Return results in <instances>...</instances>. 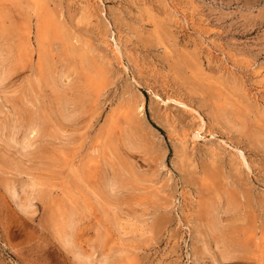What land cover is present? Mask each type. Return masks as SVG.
Listing matches in <instances>:
<instances>
[{
  "label": "rangeland",
  "instance_id": "rangeland-1",
  "mask_svg": "<svg viewBox=\"0 0 264 264\" xmlns=\"http://www.w3.org/2000/svg\"><path fill=\"white\" fill-rule=\"evenodd\" d=\"M0 13L31 32L0 120L43 123L21 146L0 140V264H264V0H0ZM45 21L67 40L49 54ZM61 65L55 91L45 76ZM220 236L239 243L228 259Z\"/></svg>",
  "mask_w": 264,
  "mask_h": 264
},
{
  "label": "bare ground",
  "instance_id": "bare-ground-1",
  "mask_svg": "<svg viewBox=\"0 0 264 264\" xmlns=\"http://www.w3.org/2000/svg\"><path fill=\"white\" fill-rule=\"evenodd\" d=\"M40 13H42L41 10H40ZM0 14H2V13H0ZM3 19H4V17H2V15H0V83H2L4 80H6L11 75L14 65L21 58V51L24 50V49H27L29 47V45H30V43H29L30 42V34H31L30 30H27V32L25 33V36L23 38L21 33L17 32V30H15L13 28H8V26H6L4 24ZM51 27L52 26H51L50 22H46L45 21V22H43V24L41 25V28H40L39 45H40V48L42 49L41 52H44V54L45 53L49 54V52H51L53 50V47H55V44H59L62 48H64L66 46L67 40L65 42L63 37H61L60 35H57V34L51 35ZM21 39H22V41H21ZM23 42H24V45L22 44ZM23 46H24V48H23ZM58 48H59V46L57 47V49ZM46 50H48V52ZM64 62H65V60H64ZM55 63L57 64L58 62L55 61ZM65 65H61V67H56V68H53V66H52V68L48 67V69H51L50 71H52V72L50 74H48V76H45V77H47V78H45V80L49 81V84L51 86H53L54 88H56L55 91H57V89L67 88L68 87V83H63L62 82V76L64 74H66V72H68V68L66 67L68 64L66 66ZM75 72H76V70H75ZM83 81H87V80H83ZM80 82L81 81H79V83ZM70 85H69V87H70ZM153 95L155 97H158V99L160 101L165 103V100L160 98V96H157L156 93H154ZM167 100L168 101L169 100L172 101L174 99H172L170 97H167ZM175 101L177 103L183 104L182 101H179V100H175ZM163 103H162V105H163ZM60 106H61V114H62L61 116H63V118L70 119V118H73L75 115H77L76 114L77 110L74 107L71 106V100L70 99L65 98V100H63L61 102ZM135 109H136V111L141 113V111H142V103H138L136 105ZM227 113L232 118H234L235 120H240V114L238 113L237 110H235L233 108H229V109H227ZM200 123H201L200 126L195 131V135L196 136H198L199 131L202 128V125H203L202 124V120H200ZM42 125H43V123L41 121V118L39 116H37V115H34V114L28 115V118L26 119V122H23V123L15 122L12 127L10 126V128L7 125L6 121L0 120V140L3 141L8 146L9 145L10 146H14V147L17 146V145L21 146V141L23 140L22 139L23 136L27 135L28 133L30 134V136H31V133L33 134L34 137L35 136H39L40 132L42 131ZM19 132H23V134H24V135L21 134L23 136L20 139L18 137V134H20ZM183 138H185V135H184ZM123 140H124V145L126 146V148L130 149V151L131 150H135L138 147L137 142L135 141V138L133 137V135H131L129 133L125 134V136L123 137ZM182 140H184V139H182ZM182 140H181V142H182ZM26 151H24L25 155L28 154V152H26ZM118 183H119V181H117L116 179H113V180H111V185L110 184L109 185L114 187ZM8 190H9V194H10L11 198L13 200H15L16 199V194H15L14 189L12 188V189H8ZM17 205H18V208L21 209V211H24V212L26 211L27 212L31 208L32 203L30 202V203H28L26 205L23 204V203H17ZM211 212L213 213V211H210L209 213H211ZM209 215H211V214H209ZM63 220H65V219L63 218ZM61 222H63V221H61ZM211 225H212V227L214 229H216V230L218 229V225H217L216 222L211 221ZM60 234H63V237L62 236L61 237L63 238V242H64V239L66 237L65 236V228L62 229ZM229 235L232 236L231 234H229ZM219 239H220L219 240V243H220L219 245L222 247L221 252H222L223 258L224 259L230 258L231 255H233V253L236 251V248H235L234 244L238 245L239 243H237V241L235 239L233 240V238L230 239V241H229L228 238H226L225 236H220ZM65 242H67V239H66Z\"/></svg>",
  "mask_w": 264,
  "mask_h": 264
}]
</instances>
